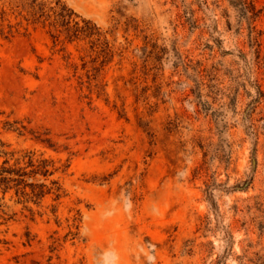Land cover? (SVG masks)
<instances>
[{
    "label": "rangeland",
    "instance_id": "374dc122",
    "mask_svg": "<svg viewBox=\"0 0 264 264\" xmlns=\"http://www.w3.org/2000/svg\"><path fill=\"white\" fill-rule=\"evenodd\" d=\"M0 140V264H264V0H0Z\"/></svg>",
    "mask_w": 264,
    "mask_h": 264
},
{
    "label": "trees",
    "instance_id": "16d2710c",
    "mask_svg": "<svg viewBox=\"0 0 264 264\" xmlns=\"http://www.w3.org/2000/svg\"><path fill=\"white\" fill-rule=\"evenodd\" d=\"M36 12L41 17L45 10L39 6ZM53 14L55 19L62 23L74 21L78 24L72 16L73 12L59 1L55 3ZM8 146L0 140V201L7 193H13L17 197V202L21 203L30 201L38 203L50 192L59 198L61 189L54 185L57 182L52 181V186H48L45 182H37L36 179L37 175H41L46 180L55 171V169H50V161L45 158L35 159V152L32 150L21 152L8 149ZM3 206L4 203L0 202L1 210Z\"/></svg>",
    "mask_w": 264,
    "mask_h": 264
}]
</instances>
